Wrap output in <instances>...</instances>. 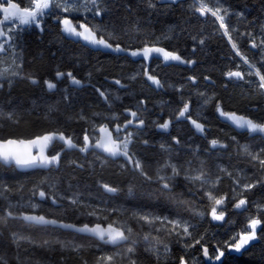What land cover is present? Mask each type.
<instances>
[{
  "label": "trees",
  "instance_id": "16d2710c",
  "mask_svg": "<svg viewBox=\"0 0 264 264\" xmlns=\"http://www.w3.org/2000/svg\"><path fill=\"white\" fill-rule=\"evenodd\" d=\"M18 3L21 7L28 6L29 0H18ZM152 3L154 7L149 8L147 0H107V4L114 7L99 17L91 12L70 16L56 10L55 15L43 19L40 28L32 26L15 33L13 46L0 54L3 61L0 68L9 67L15 59L19 65L16 70L20 73L0 80V112L13 116V120H0L3 125L0 139L29 140L60 132L83 146L86 131L94 141L100 126L107 125L115 130L117 125L123 126L133 119L130 111H137L144 126L136 127L137 121H134L115 136L122 139L127 132L133 133L130 150L141 160L144 171L153 180H145L132 171L123 157H104L93 149L82 153L78 148L67 149L62 142L55 141L45 154L51 156L60 152L58 166L29 172L0 166V184L10 188L3 194L6 199L0 197V215H6L8 211L14 217L43 215L77 227L97 223L106 226L116 221L117 227L126 225L133 229V239L139 241L136 245L138 264H158L156 257L145 250L142 240L145 232L152 230L143 222L130 219L133 212L151 213L188 221L192 225L189 229L192 237L183 240L176 235L152 232L162 237L170 248L168 256L159 264H180L181 256L188 264H216V261L210 262L213 259L204 257L203 247H207L210 257L218 254L217 247L224 251L219 264H264V238H258L239 254L228 252L229 248L225 247L226 242L235 243L233 237L239 239L238 234L247 228L251 218L262 221L257 233L264 236V168L241 148L247 145L253 154L259 153L264 158V151H261L264 134H251L246 129L236 128L217 110L219 105L224 112L264 124V92L258 89L260 81L254 74L259 70L264 75V61L259 49L250 47L251 38L240 35L252 33L257 44L264 40V0H219L229 12L226 22L236 29L232 33L234 42L255 64V70L235 55L215 17L210 14L201 17L195 12L194 0H176L175 4L171 0H152ZM99 6L104 8L106 4ZM57 16H68L74 23L87 16L92 23L114 31L117 38L110 43L125 51L92 47L68 37L61 31ZM165 34L170 39L164 38ZM146 43L173 51L194 63L164 62L159 56L146 61L129 54L142 49ZM233 70L244 73V81L225 75ZM57 72L65 75L57 79ZM69 72L81 81L80 86L71 83L66 75ZM146 72L160 80L163 87L152 84ZM29 76L38 82L32 84L27 79ZM190 76L196 83L189 80ZM46 80L53 82L56 88L50 91L44 83ZM117 80L120 84L115 83ZM100 92L105 93L107 100ZM184 102L190 108L187 115L204 125L203 133L197 131L189 119H177ZM165 121H170L166 131L157 127ZM212 140L227 147L212 148ZM161 145L168 151L162 150ZM166 160L182 168L181 175L172 181V194L179 200L189 201V205H179L171 197L160 194L155 177L157 169ZM221 168L231 175L220 171ZM200 171L207 173L209 181L219 177V182L215 187L208 184L201 187L199 182L193 184L185 179V173L195 175ZM164 173L171 175V169H164ZM247 183L257 186L238 195ZM102 184L114 186L118 191L107 193ZM205 190L217 198L225 197L223 221L212 219L213 202L205 195ZM39 191H44L47 198L42 200ZM0 192H3L2 188ZM240 198H246L247 204L237 209L234 205ZM53 199L58 203L54 205ZM70 199H76L78 203L71 204ZM32 204L39 207L33 209ZM91 211L96 215H87ZM13 233L38 242L59 240L83 247L75 252L71 247L61 251L59 245L38 248L24 240L17 247L12 242ZM201 236L204 239L195 244ZM185 244L195 246L185 248ZM120 250L57 226L33 225L16 218L0 225V255H4L9 264H17L14 258L17 256L21 264H36L37 261L39 264H97L99 257ZM159 251L163 254L162 246ZM123 260L117 257L118 264H125Z\"/></svg>",
  "mask_w": 264,
  "mask_h": 264
},
{
  "label": "snow or ice",
  "instance_id": "6c2138e0",
  "mask_svg": "<svg viewBox=\"0 0 264 264\" xmlns=\"http://www.w3.org/2000/svg\"><path fill=\"white\" fill-rule=\"evenodd\" d=\"M173 4L176 3V0H171ZM105 3L106 7L101 8L99 5ZM212 5L211 7L209 5ZM147 6L149 8L154 7L152 0H147ZM114 5L107 4V0H29V5L21 7L18 3V0H0V14H2V18H0V54H4L8 51L9 48L13 46V42L15 41V33L22 31L24 28H30L35 26V28L41 27V22L46 16L55 15L56 10L60 12L71 15H83L84 13L91 12L93 16L99 17L102 15L104 11L112 10ZM195 12H198L201 17L206 15H211L215 17V21L219 22V28L223 30V35L228 38V43L231 45L232 50L235 52V55L240 58L244 62V64L248 65L250 69L256 68L255 64L247 57V55L240 50L238 44L234 42L232 33L236 31L235 28L231 27L229 23H227V17L229 16V12L226 8H223L219 0H194L193 4ZM239 15V14H237ZM59 20V23L62 25L61 31L71 38H76L78 41L82 40L86 45L92 47H100L103 49H109L115 52H124L125 49L121 48L119 45L113 47L110 43L112 39H116V35L114 31H107L106 28H102L97 24L92 23L91 20L85 16V19L79 22L74 23L72 19L68 16L65 17H56ZM138 31V30H137ZM240 35H247L251 38L250 47L252 49H259V55L261 60L264 61V40H261L260 44H257L255 38L252 33H241ZM164 38L170 39V37L165 34ZM159 38L157 39V43ZM201 44L204 43L203 40L199 41ZM158 54L163 57L164 62L175 61L180 64H189L191 65L194 61H186L180 55L176 54L173 51L165 50L162 47H158L155 44L149 46L147 43L140 50L131 51L129 54L133 57L143 56L145 60H148L151 54ZM0 62L2 61V56H0ZM240 65L237 64V69H239ZM19 68L16 60L13 59L10 62L9 67L0 68V80L6 79L9 75L16 77L19 76L20 73L16 70ZM252 74V73H249ZM254 74L259 78L258 89L264 92V75L261 74L259 70H255ZM57 79L62 78L65 74L61 72H57ZM68 78L71 80V83L76 86L81 85V81L73 77L72 73L66 74ZM147 79L152 82L157 88L163 87L161 81L156 79L154 76L149 75L147 72ZM229 79L235 78L238 81H244V73L239 70L228 71L225 74ZM27 79L30 80L32 84H36L38 81L29 76ZM207 80L208 77H205ZM193 83H196L194 77H189ZM10 82V81H9ZM247 82V81H245ZM11 83V82H10ZM47 88L51 91L56 88V85L46 80L44 82ZM116 84H120V81H115ZM97 91H100L97 89ZM102 97L105 96L104 92H100ZM201 95H203L201 93ZM208 101H205L207 103ZM141 103H144L141 101ZM217 110L220 112V115L224 117L226 120L231 121L236 128L241 130H247L251 134L260 133L264 134V124H260L254 122L252 119L246 118L244 116H239L235 113H227L220 109L219 105H217ZM190 112L189 104L184 102L183 108L179 110V114L177 119H189L193 126L197 131L203 133L204 125L202 123L197 122L192 119L190 115H187ZM130 116L133 119L128 120L123 126L117 125L115 128L116 133L125 131L129 125H132L134 121H137L136 127L144 126V120L140 119L137 111H130ZM8 119L13 120V116L11 113L4 114L0 112V120ZM170 125V121H165L163 124L157 125V127L168 130ZM3 127V125H0ZM101 135L98 138H95L94 141L90 139L87 131L83 137V146H78L71 137H66L63 133L54 132L48 133L42 136L35 137L33 139L25 140V139H0V162L5 165H15L18 169H35V168H46L51 169L52 167L58 166L60 162L61 153L57 152L54 155H46V150L49 149L50 146H53L55 141H60L67 149H76L78 148L82 153H88L90 149H95L103 152L106 156L111 157L113 159L117 157H123L127 161V166L132 169L134 172H138L141 176L144 177L145 180L152 181L153 177L149 176L147 172L144 171V166L141 160L137 159L134 152L130 150L129 145L132 143V132H127L126 135L121 139L118 135L114 136L113 132L109 130L107 125H102L97 129ZM176 143H179V140L174 138ZM144 143H147L145 141ZM212 148H225L227 145L219 143L217 140H212L211 142ZM244 154L251 156L252 160L258 161L261 168H264V158L260 157L259 153L253 154L247 145L241 146ZM33 149H37L36 154H33ZM161 149L164 151H168L165 145H161ZM261 151H264L262 149ZM96 153L93 152V155ZM100 157L97 156V159ZM75 163V161H73ZM203 163V162H201ZM191 164V162H189ZM82 166V165H78ZM124 165H122L123 167ZM170 168L171 175H167L164 173V169ZM220 171L225 172L228 175L226 169L221 168ZM182 168L177 166L176 164L171 163L170 161H165L162 166L157 169L155 180L159 182L160 194L162 196L171 197L175 202L179 205H189V201L179 200L172 194L173 184L172 181L175 177L181 175ZM207 173L200 171L198 174L189 175L185 173V179L189 183L199 182L201 187L208 184L210 187H215L219 182V177H217L216 181H209L207 178ZM234 183L239 184L238 181H234ZM259 183V182H257ZM256 183H247L244 184L241 188V192L238 195H242L244 191H251L254 187H256ZM104 191L107 193H115L118 189L114 186H110L107 184H102ZM0 188L3 189V192H0V197H4V193L9 192L10 188L8 186L0 184ZM132 189H129L131 192ZM205 195L208 197L210 201L213 202V206L211 207V217L215 221H223L225 217V210L222 207L225 202V197L221 196L217 198L211 191L205 190ZM39 197L43 200L46 197V193L44 191H39ZM69 202L71 204H77L78 201L76 199H70ZM52 203L55 205L58 203L56 199L52 200ZM247 204L246 198H240L238 202L234 205L235 208L241 209L244 208ZM31 207L36 209L39 207L37 204H32ZM191 210V209H190ZM195 215H203V213L194 212ZM87 215L94 216L96 213L94 211L88 212ZM16 218L22 219L26 222H30L33 225L39 226H57L60 228L71 229L76 233L83 234L85 236H89L95 238L103 244H110L116 248H123L124 252H116L112 255H105L103 257H99L97 264H100L103 261V264H118L117 257L120 255L124 256L125 264H138L136 253L137 248L136 245L139 243L138 240L133 239L134 231L131 227L126 225H121L119 227L116 226V221L109 222L106 226H101L99 223L89 226V224H84L81 227H77L72 224H62L58 223L55 219H47L43 215H21L19 217H14L11 211H8L6 215H0V225H6L8 219ZM99 218V217H98ZM107 219V217H105ZM130 219H134L138 222H143V225H147L149 229L152 231L145 232L142 237L143 242L145 243V250L154 255L158 261L167 257L170 248L168 244L164 241V239L158 235H153L152 232L160 233L164 232L168 235H176L181 238V240L185 238H191L193 233L189 231L192 225L188 221H182L180 219H170L168 217L153 215L151 213L145 214L143 212H133ZM262 224V221L258 218H251L248 221L247 229L243 230L238 234L239 239L235 240V243H225V247L230 250H234L239 252L246 245L249 244L250 241L257 240L258 238H264V236H258L257 229ZM250 229L251 231H248ZM204 237L201 236L199 239L195 240V244H200L201 240ZM27 241L30 245L38 248H50L52 245H59L60 250L63 251L65 248L71 247L72 251H78L83 246L79 244H72L71 242L64 241H49L43 240L42 242H38L32 240L25 236L17 235L13 233V243L19 247L20 241ZM195 244L188 245L185 244V248L194 247ZM163 247V254L160 253L159 248ZM217 255L215 257H210L207 247H203V255L206 259H214L219 261L223 255L224 251L217 247L216 249ZM17 260V264H21L19 257H14ZM0 264H9L8 259L4 255H0ZM36 264H39L37 261ZM180 264H188V261L185 260L183 256L180 258Z\"/></svg>",
  "mask_w": 264,
  "mask_h": 264
},
{
  "label": "water",
  "instance_id": "95a60500",
  "mask_svg": "<svg viewBox=\"0 0 264 264\" xmlns=\"http://www.w3.org/2000/svg\"><path fill=\"white\" fill-rule=\"evenodd\" d=\"M109 130L113 132L114 136L116 135V131L115 130H111L110 128H109ZM96 134L98 135V137L101 135V133L98 130H96ZM93 150L96 151L97 153H99L100 155L104 156V157H108L103 152H101L99 150H95V149H93ZM36 151H37V149H33V154H36ZM108 158H111V157H108ZM0 166L6 167V168H9V167H15L16 168V166L14 164L13 165H5L2 162H0ZM16 169H18V168H16ZM36 169H46V168L19 169V170L22 171V172H29V171L36 170ZM111 246H113V245H111Z\"/></svg>",
  "mask_w": 264,
  "mask_h": 264
},
{
  "label": "rangeland",
  "instance_id": "374dc122",
  "mask_svg": "<svg viewBox=\"0 0 264 264\" xmlns=\"http://www.w3.org/2000/svg\"><path fill=\"white\" fill-rule=\"evenodd\" d=\"M69 15V14H68ZM10 49V48H9ZM154 56H159L158 54H155V53H153V54H151V56H150V58L148 59V60H150L152 57H154ZM137 57H141L143 60H145L144 58H143V56H137ZM159 57H161L162 59H163V57L162 56H159ZM148 60H146V61H148ZM259 228V227H258ZM247 229V228H246ZM258 230V229H257ZM248 231H251L250 229H248ZM238 240V239H237ZM255 241V240H254ZM254 241H250L249 242V244L248 245H246L245 247H247V246H249L251 243H253ZM244 247V248H245ZM243 249H241L239 252H237V251H234V250H230V249H228V252H231V253H240L241 251H242ZM118 252H120V253H123L124 252V249L123 248H121V250L120 251H118ZM162 253H163V251H162ZM118 258H119V260H121V259H124V256L123 255H120V256H118ZM123 261H125V260H123ZM214 261H216V260H211L210 262L211 263H214Z\"/></svg>",
  "mask_w": 264,
  "mask_h": 264
},
{
  "label": "flooded vegetation",
  "instance_id": "af4514ba",
  "mask_svg": "<svg viewBox=\"0 0 264 264\" xmlns=\"http://www.w3.org/2000/svg\"><path fill=\"white\" fill-rule=\"evenodd\" d=\"M220 261H221V259H220L219 261H216V264H219V263H220Z\"/></svg>",
  "mask_w": 264,
  "mask_h": 264
}]
</instances>
